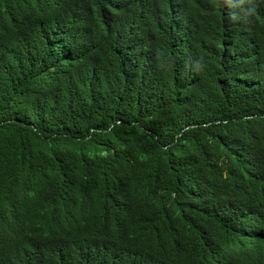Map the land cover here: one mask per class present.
Returning a JSON list of instances; mask_svg holds the SVG:
<instances>
[{"label": "trees", "instance_id": "1", "mask_svg": "<svg viewBox=\"0 0 264 264\" xmlns=\"http://www.w3.org/2000/svg\"><path fill=\"white\" fill-rule=\"evenodd\" d=\"M0 264H264V0H0Z\"/></svg>", "mask_w": 264, "mask_h": 264}]
</instances>
